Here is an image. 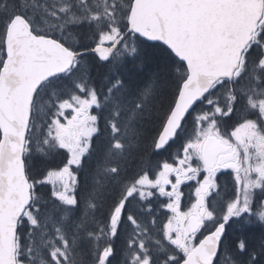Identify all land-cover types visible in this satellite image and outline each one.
<instances>
[{"label": "snow or ice", "instance_id": "1", "mask_svg": "<svg viewBox=\"0 0 264 264\" xmlns=\"http://www.w3.org/2000/svg\"><path fill=\"white\" fill-rule=\"evenodd\" d=\"M0 264H264V0H0Z\"/></svg>", "mask_w": 264, "mask_h": 264}, {"label": "rangeland", "instance_id": "2", "mask_svg": "<svg viewBox=\"0 0 264 264\" xmlns=\"http://www.w3.org/2000/svg\"><path fill=\"white\" fill-rule=\"evenodd\" d=\"M174 150V148H173ZM194 186H195V181H186L185 184L181 185V189L184 193V188L187 189L186 191H188L187 195L184 193L182 200L184 202L185 205H187L190 201V199H194V196H192V193L194 192ZM168 190H170V186L168 188Z\"/></svg>", "mask_w": 264, "mask_h": 264}, {"label": "trees", "instance_id": "3", "mask_svg": "<svg viewBox=\"0 0 264 264\" xmlns=\"http://www.w3.org/2000/svg\"><path fill=\"white\" fill-rule=\"evenodd\" d=\"M191 120V117H189V121ZM176 147L177 145H173V147L169 150L170 152H175L176 151ZM174 148V150H173ZM164 156H167V153L164 154ZM187 189L184 188V193L187 195L188 191H186Z\"/></svg>", "mask_w": 264, "mask_h": 264}, {"label": "flooded vegetation", "instance_id": "4", "mask_svg": "<svg viewBox=\"0 0 264 264\" xmlns=\"http://www.w3.org/2000/svg\"><path fill=\"white\" fill-rule=\"evenodd\" d=\"M218 175H220V174L218 173ZM225 180H226V177L225 176H221V183L222 184L225 182Z\"/></svg>", "mask_w": 264, "mask_h": 264}]
</instances>
